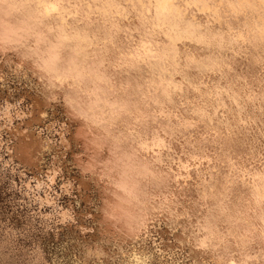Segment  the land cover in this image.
<instances>
[{"label":"bare ground","instance_id":"bare-ground-1","mask_svg":"<svg viewBox=\"0 0 264 264\" xmlns=\"http://www.w3.org/2000/svg\"><path fill=\"white\" fill-rule=\"evenodd\" d=\"M90 2L91 9L88 0H65L66 34L87 37L81 46L89 58L81 63L107 83L95 76L61 82L42 70L44 59L57 56L64 72L71 49L51 52L38 33L54 43L55 34L35 24L22 0L0 7V72L22 62L41 84L37 89L19 77L0 82L7 162L32 174L40 188V175L53 184L73 168L72 155L79 170L68 187L85 207L76 212L68 205L59 216L75 225L77 241L99 237L88 207L98 199L105 232L124 246L150 231L185 264H264V45L258 33L242 29L227 4L178 0L182 15L169 17L173 33L157 26L160 9L148 0ZM229 25L244 39L229 35ZM97 95L107 104H98ZM24 99L25 110L17 107ZM49 110L62 118L56 140L40 129L51 127ZM123 164L135 169L128 182L138 201L117 187ZM39 200L55 203L47 194ZM115 205L135 217L133 227L110 218Z\"/></svg>","mask_w":264,"mask_h":264},{"label":"snow or ice","instance_id":"snow-or-ice-1","mask_svg":"<svg viewBox=\"0 0 264 264\" xmlns=\"http://www.w3.org/2000/svg\"><path fill=\"white\" fill-rule=\"evenodd\" d=\"M24 6L32 11V20L40 28L54 33L56 42L48 41L43 33H38L40 38L49 45L51 52H58L61 47L67 46L73 53V58L69 62V67L64 71L58 67V57L50 56L43 60L42 70L50 75L55 76L58 81H63L70 78L77 81L82 76H95L100 83H107L105 77L101 74L93 73L86 64L81 61L88 60L87 49L81 45L87 42V37H81L78 33L69 37L66 30L70 27L68 24V9L65 7V0H22ZM184 3H189V0H183ZM98 3L108 5L111 0H98ZM141 5L144 0H140ZM149 4L154 3L160 9V16L157 19V26L160 28H170L175 33L177 27L169 24V17H180L182 10L179 7L178 0H148ZM197 3L206 6H223L228 5L237 17L238 23L242 29H254L259 35L260 43L264 45V0H197ZM5 5L10 6L11 0H0V7ZM87 6L91 9V2L88 0ZM217 11L219 9L217 8ZM56 21L54 25L48 22ZM31 31V26H28ZM229 35H234L235 39L243 40V31L233 29L228 26ZM173 42H178L179 36L172 35L170 37ZM3 62V61H0ZM7 67L10 69L7 73L0 72V82L7 79H15L19 77L29 81L30 86H35L37 89L41 87L40 83L35 82L32 77L33 73L27 71L22 62H10ZM52 102L56 101V97L50 96ZM98 104H107L106 100L99 95L96 96ZM50 152L51 149L49 148ZM78 151V150H77ZM68 164L76 168L75 161L70 155ZM123 179L117 185L118 189L130 200H137L134 195L129 180L135 174V169L128 164H123ZM95 179V175H93ZM102 180L103 177H100ZM92 210L97 216L96 225L98 228L99 237L88 242L77 241L73 237V243H69L67 239L60 245L63 249V255L66 257L62 262L52 261V264H105V257L109 256L103 248L109 246L113 251L108 259V264H185L181 254L174 249H165L160 236L150 231H144L142 234L133 237L130 240V245L124 246L119 238H113L105 232V225L100 221L98 216V199L93 200ZM129 257L131 259L129 260Z\"/></svg>","mask_w":264,"mask_h":264},{"label":"rangeland","instance_id":"rangeland-1","mask_svg":"<svg viewBox=\"0 0 264 264\" xmlns=\"http://www.w3.org/2000/svg\"><path fill=\"white\" fill-rule=\"evenodd\" d=\"M21 84L19 88L23 93L24 81ZM2 96L4 97L5 93ZM2 96L0 105H4ZM18 97L17 94L15 98ZM27 104L28 101L24 99L17 107L25 110ZM47 121L46 124L51 126L49 130L42 125L40 129L56 140L62 122L61 115L59 112L49 110ZM5 137L6 135L1 133L0 264H52L53 260L62 262L66 257L60 245L65 239L73 243L72 238L76 239L78 231L71 220H65L64 223L60 221L59 212L68 208V205L73 206L76 212L85 207L76 190L68 187V180L74 177L75 170L71 168L68 172L56 175L53 184L48 183L45 175H40L44 184L36 188L32 174L29 172L22 174L23 169L16 163L7 162ZM48 159L47 156V162L50 161ZM27 184L30 187H27ZM46 194L54 199L53 205H47L39 200L44 199ZM83 221L86 222L84 218ZM80 240L79 238L78 241Z\"/></svg>","mask_w":264,"mask_h":264},{"label":"clouds","instance_id":"clouds-1","mask_svg":"<svg viewBox=\"0 0 264 264\" xmlns=\"http://www.w3.org/2000/svg\"><path fill=\"white\" fill-rule=\"evenodd\" d=\"M109 216L118 223H123L129 228L133 227L136 223L135 217L130 213V211L120 205L112 206L109 211Z\"/></svg>","mask_w":264,"mask_h":264}]
</instances>
